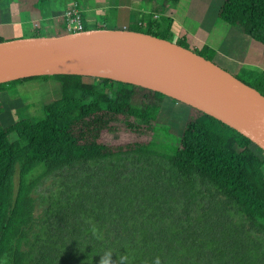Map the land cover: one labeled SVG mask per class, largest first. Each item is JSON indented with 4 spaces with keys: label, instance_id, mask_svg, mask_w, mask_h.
I'll return each instance as SVG.
<instances>
[{
    "label": "trees",
    "instance_id": "16d2710c",
    "mask_svg": "<svg viewBox=\"0 0 264 264\" xmlns=\"http://www.w3.org/2000/svg\"><path fill=\"white\" fill-rule=\"evenodd\" d=\"M158 13L116 29L174 42L173 18ZM218 16L264 45V0H224ZM52 23L54 33L37 25L33 36L70 33L64 15ZM91 29L110 28L85 24ZM193 51L213 61L208 46ZM241 74L264 95V72L243 67ZM35 78L57 81L61 93L38 117L6 127L0 118V264L5 257L8 264H100L109 250L113 264L157 257L160 264H264V150L257 144L199 109L108 78L34 76L0 83V92ZM3 109L0 103V115ZM163 112L171 115L166 124ZM121 128L152 129L155 138L163 130L168 140L106 144L104 134ZM42 177L50 185L35 212L31 195Z\"/></svg>",
    "mask_w": 264,
    "mask_h": 264
},
{
    "label": "water",
    "instance_id": "95a60500",
    "mask_svg": "<svg viewBox=\"0 0 264 264\" xmlns=\"http://www.w3.org/2000/svg\"><path fill=\"white\" fill-rule=\"evenodd\" d=\"M116 58L131 60L140 75H126L108 65ZM41 65L48 70L13 76L0 83L63 74L139 85L213 116L264 150V95L176 42L124 29H91L0 42V73Z\"/></svg>",
    "mask_w": 264,
    "mask_h": 264
},
{
    "label": "rangeland",
    "instance_id": "374dc122",
    "mask_svg": "<svg viewBox=\"0 0 264 264\" xmlns=\"http://www.w3.org/2000/svg\"><path fill=\"white\" fill-rule=\"evenodd\" d=\"M6 1V0H1ZM10 1V0H9ZM17 1L20 12H25V16L23 14V18L25 17L27 20H24V23L21 22L22 30H16L14 33V37H25L27 38L30 35H33L34 32V26L38 27L42 30L44 34H52L54 33V28L52 26L53 17H56L57 15L63 16L64 13H62L63 6H64V0H49L45 5L41 8L39 6V0H15ZM68 0L67 2H69ZM74 2H77L78 0H73ZM73 2V3H74ZM224 0H193L194 4V10L193 15H195V11L198 10L199 12L203 10L204 12V18L198 17L199 19H203L205 21V27H208L211 32L215 33L217 31L213 28V22L218 17V12L223 5ZM143 5V9L145 11H149L153 7V3L150 2H141ZM181 6L185 7L187 4V0L181 1ZM120 10L118 8L112 9L109 11V14L105 18H99L98 15H92L97 20V24H101L103 26L109 27L110 29H116L117 25H119L120 22L123 21V19L118 18ZM86 15L89 16L91 13L85 12ZM179 13H181L179 11ZM200 14H198L199 16ZM58 16V17H59ZM7 21H11L12 17H6ZM29 21V23H28ZM188 24H194V22L188 20ZM18 25V22H15V26ZM19 26L16 27L18 29ZM3 30H8V27H2ZM7 33V32H6ZM6 33L3 35V37L7 38ZM243 36L248 37V35ZM17 39V38H16ZM175 41L177 40V36L174 37ZM258 44V47L264 50V46L261 45V43ZM186 45H190L189 43ZM191 47V46H190ZM248 49H251L247 47ZM200 51V49L198 50ZM226 51V50H225ZM264 53V51H263ZM218 59H215L213 57V61L217 63L222 68L226 69H232V73L234 75H237L239 77H242L245 80H249L248 77L243 76L240 72H238V65L236 67H231L229 65H225L223 62H217ZM235 65V64H234ZM243 67V66H242ZM246 68L255 69L256 71L264 72V59L261 60L259 65L256 66H250L246 65ZM234 71V72H233ZM86 82H93V79L86 78ZM58 87V88H57ZM60 90L58 86V82L50 79V80H44V79H30L26 80L18 85H16L14 88L8 91L0 92V103L3 104V112L0 115L1 122L3 126H9L18 120L22 118H33L38 117L42 114V106L46 104L47 102H50L60 95ZM171 116V115H170ZM166 112H163L160 121L163 123H168L169 117ZM151 126L154 127L155 123H151ZM123 127V125H122ZM163 130L156 131L157 138H155V134L152 131V129H149L145 132H142L141 134L133 133L130 131H125L122 128L115 131V132H106L104 134V140L106 144L109 145H127L133 142H151L154 139L162 142H166L168 137L165 136V133L162 132ZM11 141H17L18 136L13 133L10 135ZM35 176H38V174H35ZM34 176V177H35ZM20 181V166L19 164L16 167L15 173L12 177V185L14 190L16 191L19 185ZM37 192L32 193V197L34 198L35 204H36V210L35 212H41L40 211V198L39 193H44L47 190V187L50 185V180L47 177H42L41 182L38 183ZM3 264H8V257H5L3 259Z\"/></svg>",
    "mask_w": 264,
    "mask_h": 264
},
{
    "label": "crops",
    "instance_id": "0c3cea01",
    "mask_svg": "<svg viewBox=\"0 0 264 264\" xmlns=\"http://www.w3.org/2000/svg\"><path fill=\"white\" fill-rule=\"evenodd\" d=\"M64 0V6L62 13L66 8H69L73 4V0ZM80 3L83 14L85 12L91 13L89 16H84V26H92L97 24L96 18L92 15H98L99 18H105L108 16L109 11L115 8L120 10L118 14L119 19H123L122 22L115 28L126 27L131 24H137V22L144 21L143 16L146 14H159V11L164 12L165 15L173 18V32L174 37L177 36V40L174 42L183 41L192 50H201L203 47L208 46L215 51V59L217 62H223L225 65L236 67L238 65V72H242V68L246 65L256 66L259 65L261 60L264 59V53L261 48L258 47L257 41L251 37L247 38L243 36V33L239 32L235 28L231 27L225 21L219 18V16L213 22V28L215 33L211 32L208 27H205V21L198 17L204 18V12L201 10L195 11L193 15L194 4L193 0H187L185 7L181 6V0L179 3L174 4L172 2H165V0H153V7L149 11L143 9L141 2L144 0H78ZM19 5L15 0H0V38L4 40H11L14 37L16 30H22L21 22L24 23L23 14L25 12L19 11ZM179 11L181 13H179ZM219 13V12H218ZM198 14H200L198 16ZM60 15V14H59ZM57 15L56 17H58ZM6 17H12L13 22L7 21ZM53 17V20L56 18ZM194 22L189 25L188 20ZM15 22H18L19 28L16 29ZM29 23V21H28ZM2 27H8V30L1 29ZM7 32V33H6ZM6 33L7 38L3 37ZM246 35V34H244ZM28 37H34L30 35ZM173 37V38H174ZM259 43V42H258ZM262 45V44H261ZM191 46V47H190ZM264 46V45H263ZM247 47L251 48L248 49ZM226 50V51H225ZM215 62V61H214ZM235 64V65H234ZM243 66V67H242ZM237 68V67H236ZM229 72L232 69H228ZM234 72V71H233ZM232 73V72H231ZM234 74V73H232Z\"/></svg>",
    "mask_w": 264,
    "mask_h": 264
},
{
    "label": "bare ground",
    "instance_id": "6f19581e",
    "mask_svg": "<svg viewBox=\"0 0 264 264\" xmlns=\"http://www.w3.org/2000/svg\"><path fill=\"white\" fill-rule=\"evenodd\" d=\"M112 61V63H111ZM111 61H109V64L112 68H115L116 70H118L119 72L126 74V75H130V74H136V75H140L137 69V65L133 64L131 62V60H129L128 58H116V59H112ZM90 66H98L95 62H89ZM100 65V64H99ZM47 66L46 65H41V66H37V67H32L29 69H12V70H8L5 72H1L0 73V81L3 80H7L9 78H12L13 76H17V75H23V74H28V73H33V72H38V71H46Z\"/></svg>",
    "mask_w": 264,
    "mask_h": 264
},
{
    "label": "built area",
    "instance_id": "2783aa9c",
    "mask_svg": "<svg viewBox=\"0 0 264 264\" xmlns=\"http://www.w3.org/2000/svg\"><path fill=\"white\" fill-rule=\"evenodd\" d=\"M82 10L79 9L76 3H73L68 10L64 13V17L67 20V27L69 32L83 31L84 24L82 18ZM159 14H154L155 18H158Z\"/></svg>",
    "mask_w": 264,
    "mask_h": 264
},
{
    "label": "clouds",
    "instance_id": "9594fccd",
    "mask_svg": "<svg viewBox=\"0 0 264 264\" xmlns=\"http://www.w3.org/2000/svg\"><path fill=\"white\" fill-rule=\"evenodd\" d=\"M121 261L126 260V257H120ZM100 264H113L112 262V251H106L104 255L102 256V259L100 261ZM154 264H160V260L157 257L154 261Z\"/></svg>",
    "mask_w": 264,
    "mask_h": 264
}]
</instances>
